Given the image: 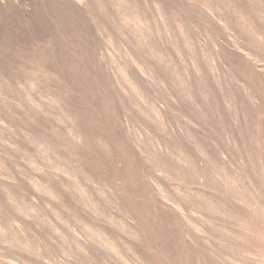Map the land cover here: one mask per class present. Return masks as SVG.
Wrapping results in <instances>:
<instances>
[{"label":"rangeland","instance_id":"obj_1","mask_svg":"<svg viewBox=\"0 0 264 264\" xmlns=\"http://www.w3.org/2000/svg\"><path fill=\"white\" fill-rule=\"evenodd\" d=\"M0 264H264V0H0Z\"/></svg>","mask_w":264,"mask_h":264}]
</instances>
